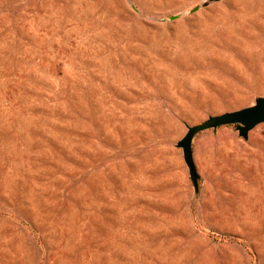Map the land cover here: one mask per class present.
<instances>
[{
  "label": "rangeland",
  "instance_id": "rangeland-1",
  "mask_svg": "<svg viewBox=\"0 0 264 264\" xmlns=\"http://www.w3.org/2000/svg\"><path fill=\"white\" fill-rule=\"evenodd\" d=\"M257 96L264 0H0V264H264Z\"/></svg>",
  "mask_w": 264,
  "mask_h": 264
},
{
  "label": "water",
  "instance_id": "water-1",
  "mask_svg": "<svg viewBox=\"0 0 264 264\" xmlns=\"http://www.w3.org/2000/svg\"><path fill=\"white\" fill-rule=\"evenodd\" d=\"M207 3L208 1L204 2L203 5ZM198 8L199 6H195L190 10V13ZM261 122H264V96H257L253 105L216 115H210L200 123L189 125L187 131L176 145L182 148L183 158L188 166L190 178L195 187H197L198 175L193 161L192 140L196 133L208 128H216L221 125L236 123L239 135L246 138L248 131Z\"/></svg>",
  "mask_w": 264,
  "mask_h": 264
},
{
  "label": "bare ground",
  "instance_id": "bare-ground-1",
  "mask_svg": "<svg viewBox=\"0 0 264 264\" xmlns=\"http://www.w3.org/2000/svg\"><path fill=\"white\" fill-rule=\"evenodd\" d=\"M229 156H230V154H229ZM242 161H240V163H241ZM218 165H219V163H218ZM227 169V168H226ZM229 169V168H228ZM198 179V178H197ZM193 182V181H192ZM229 182V181H228ZM194 184V183H193ZM195 186V185H194ZM236 187H237V185H236ZM238 189H239V187H237ZM195 189L197 190V187H195ZM240 189H242L241 187H240ZM238 192H240V190L238 191ZM242 192V191H241ZM228 193V192H227ZM226 194V193H225ZM240 194V193H239ZM230 195V194H229ZM231 197H232V194L230 195ZM234 197H236V196H234ZM239 198V197H238ZM237 199V198H236ZM234 202V201H233ZM238 204V203H237ZM240 205V204H239ZM242 205V206H241ZM239 207H242L243 208V204H241ZM236 208V207H235ZM243 209H245V208H243ZM242 209V210H243ZM256 209V208H255ZM254 209V210H255ZM241 210V209H240ZM241 213H242V211H241ZM245 213V212H244ZM250 213V212H249ZM239 215V214H238ZM251 215V214H250ZM245 216V214L243 215V217ZM247 216H248V212H247ZM239 217H241V215L239 216ZM251 217V216H250ZM250 217L248 218V220L250 219ZM253 217V216H252ZM245 218H247V217H245ZM256 219V218H255ZM251 220H252V218H251ZM253 220H254V217H253ZM252 220V221H253ZM254 222H256V220L254 221ZM86 253V252H85ZM230 259V258H229Z\"/></svg>",
  "mask_w": 264,
  "mask_h": 264
}]
</instances>
